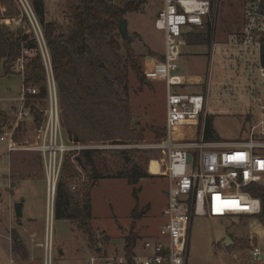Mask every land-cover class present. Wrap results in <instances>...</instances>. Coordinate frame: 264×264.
<instances>
[{
  "label": "rangeland",
  "instance_id": "374dc122",
  "mask_svg": "<svg viewBox=\"0 0 264 264\" xmlns=\"http://www.w3.org/2000/svg\"><path fill=\"white\" fill-rule=\"evenodd\" d=\"M3 1L13 2V0H0L1 24L12 31L21 28L27 35H33L36 38L31 22L27 19L19 21L22 14L14 2L15 8L19 12L14 16L15 21L12 20L13 18H3L7 14V8L2 4ZM66 1H44L46 22L55 21L63 26L69 24ZM162 9V0H146L140 11L129 13L125 17L128 20L129 34L134 37L131 48L144 74H147L151 68L148 58H156L152 53L157 55L160 60L166 53L165 33L155 27L157 16ZM244 9L243 0L219 1L214 30L215 42L225 43L230 39V35L240 31L243 26ZM212 18L215 20V12H213ZM28 40L30 41L32 38L30 37ZM120 43H123L122 39H120ZM43 48L46 51L44 44ZM40 49L42 52L41 46ZM210 53H212V61H210ZM23 54L31 57L33 53L25 50ZM120 54L125 59L124 49ZM232 54L233 51L230 47L223 44L216 45L214 48L212 44L211 47L208 45H184L177 74L202 76L206 81L210 66L215 76L219 74L231 80L236 74V69H241L242 72V68L246 65L243 62V57L235 55L236 58H232ZM24 56L21 57V60H24L23 64L28 61ZM245 56L252 62L251 65H247L250 67V72L246 76L239 73L238 82H217L214 79V82H203L202 86L172 88L173 93L180 94H206L207 92L208 114L206 119L208 115L214 117V127L222 141L232 142L249 136V122L252 119L251 108L255 107L251 95L256 93L261 82H245L248 75L256 76L257 67L256 55ZM237 59L241 61L239 67ZM46 60L51 73L47 55ZM23 71L24 67L21 69L17 64L12 68V73L6 75L3 63H0V113L8 116L6 125L16 124L17 112L22 106L20 97L23 78L19 72ZM128 75V92H123V95L130 101L134 127L143 131L144 140L118 144L89 143L99 145L96 163L102 177L92 192L94 243L90 241L87 234L79 231L70 221L60 219L55 215L57 199L54 204L52 223L47 219L46 178L43 176L38 154L30 149L35 144L37 132L42 124L36 125L31 117H24L22 121H19L18 127H21L15 133L18 149L9 156L7 143L0 141V193L2 194L0 197V264H9L13 257L18 260L17 264H44V248L40 244L44 245L50 237L54 243L53 264H90V258L97 253L99 248L105 253L123 251L133 223L136 225L135 232L138 240L143 241L152 235L159 234L164 223L162 213L167 204V181L161 176L149 173L148 167L150 164V171L158 174L160 166L156 160L164 158L160 151L152 149L150 146L164 138L157 137L156 132L165 129L167 83L164 79H152L149 81L151 83H142L137 73L130 67ZM262 94L264 95L263 87ZM39 108L45 115L47 101H44ZM6 129L7 126L4 127L3 132ZM187 132L188 140L197 141V138L200 137V132L196 133L195 128H191ZM137 144L145 145V147L137 149L129 147ZM115 150L138 151L135 163L140 170L147 172L152 177L143 178L135 185L129 184L125 178H119L129 169L125 167L122 160L106 153ZM34 170L38 177L32 181V191L23 195L30 197L28 206L31 209L30 215L33 220L25 219L22 229L29 257L19 261L23 259V251L11 254L9 249L7 231L13 224L17 227V222L13 200H11L8 190L11 187V178L19 180L25 176H33ZM81 181H86L85 174H81ZM26 184H23L22 189H18L25 190ZM135 189L139 190L138 198L134 196ZM18 195L17 192L14 200L19 199ZM135 209L141 215L138 218L133 215ZM252 224L258 228L255 229ZM259 231L264 232V224L257 217L194 216L190 232L188 264H252L251 251L255 247L264 250V236H259L257 233ZM227 236L232 239L233 245L235 241H241L243 244L248 243V247L240 248L235 252L230 251L229 248L233 245L226 247ZM107 237L109 240H106Z\"/></svg>",
  "mask_w": 264,
  "mask_h": 264
},
{
  "label": "built area",
  "instance_id": "2783aa9c",
  "mask_svg": "<svg viewBox=\"0 0 264 264\" xmlns=\"http://www.w3.org/2000/svg\"><path fill=\"white\" fill-rule=\"evenodd\" d=\"M162 1L163 9L157 16L155 27L165 33L166 53L162 60L148 58L151 68L146 76L150 79H164L167 83L166 135L161 141L150 146L160 151L164 158L156 160L160 166L158 174L150 171V164L148 167L149 173L161 176L167 181V204L162 213L164 223L158 235H152L143 241L138 240L131 254L125 249L114 253H95L89 260L90 264H187L194 216L255 217L262 212L260 199L253 197L249 189L264 185V66L261 64L264 53V0H243V26L239 32L230 35L228 41L217 43L215 31L212 35L213 48L219 44L228 45L233 51L232 58H236L235 55H256L261 85L256 93L251 95L255 107L251 108L249 136L232 142H210L204 139L208 114L207 92L180 94L172 91L173 87L184 88L191 84L184 76L177 74L182 47L187 45L186 37L194 30L202 28L208 21H211L215 30L220 0ZM13 2L22 14L19 21L27 19L34 27L48 71L47 110L37 132L35 144L30 149L41 156L49 203L47 219L52 223L58 182L66 158L70 157L82 173L83 170L77 161L81 153L100 148L95 143L76 142L66 132L57 83L52 74L50 56L34 8L35 0ZM213 12L215 20L212 18ZM23 61L20 59L18 63L21 69ZM28 94L38 95L39 90L22 89V106L17 112L16 124L0 136V140L7 143L9 153L18 149L15 133L19 121L24 117H31L30 110L25 107ZM191 128H195L196 133L200 132L197 141L188 140L187 130ZM129 147L137 149L144 148L145 145ZM75 188L73 187V190ZM41 247L44 248V264H53L52 237ZM251 261L252 264H264V250L255 247L251 251ZM9 264L17 262L11 258Z\"/></svg>",
  "mask_w": 264,
  "mask_h": 264
},
{
  "label": "trees",
  "instance_id": "16d2710c",
  "mask_svg": "<svg viewBox=\"0 0 264 264\" xmlns=\"http://www.w3.org/2000/svg\"><path fill=\"white\" fill-rule=\"evenodd\" d=\"M66 3L70 20L67 26L55 21L46 22L44 1L35 0L34 8L58 85L62 120L69 137L82 143L118 144L144 140L143 131L134 127L132 107L123 92H128L129 67L137 73L142 83H148L151 79L142 72L131 43L119 32V25L129 13L140 11L146 0H67ZM2 4L7 8V14L3 18H14L19 14L13 2L3 1ZM1 21L0 15V63H3L5 74L12 73V68L19 63L25 50L33 53L31 57L24 56L28 61L24 63V71L19 72V75L23 78L24 88L39 90L38 95L28 94L25 98V107L30 110L34 123L39 126L44 119V113L39 107L48 98L47 68L43 54L33 35H27L21 28L12 31L2 25ZM213 32L214 26L208 21L186 37L187 44L210 47ZM30 37L32 40L29 41ZM123 49L125 59L120 54ZM102 63L105 64L104 67L101 66ZM261 64L264 66V53ZM7 121L8 116L0 113L1 135ZM156 133L157 137L163 138L166 130ZM204 139L210 142L222 141L215 130L212 115H208L205 121ZM98 153V150L81 153L77 161L82 173L70 157L66 158L58 182L55 213L58 218L70 221L79 231L87 234L93 243L92 192L102 179L96 163ZM106 153L122 160L129 169L119 176L127 179L129 184L135 185L143 178L152 177L140 170L135 163L138 151L115 150ZM81 174H85L86 181H81ZM73 187H76L75 190ZM249 190L262 203V212L255 217L264 224V186L256 185ZM138 193L139 190L135 189L136 198ZM133 215L135 218L139 217L137 209ZM135 229L136 225L133 223L126 238L125 251L128 254L133 252L138 243ZM12 240L13 251H21L23 246L15 232ZM247 244L235 241L229 250L235 252ZM97 253L103 252L99 248Z\"/></svg>",
  "mask_w": 264,
  "mask_h": 264
},
{
  "label": "crops",
  "instance_id": "0c3cea01",
  "mask_svg": "<svg viewBox=\"0 0 264 264\" xmlns=\"http://www.w3.org/2000/svg\"><path fill=\"white\" fill-rule=\"evenodd\" d=\"M211 47V46H210ZM156 58L158 57L157 55H155L154 53H152ZM210 55V61H212V53L209 54ZM243 59H244V63L246 65H244V68H242V72H241V69H236L235 73L234 74L235 76L232 77L231 80L227 79L226 77L224 76H221V75H217L215 76L214 72L212 71V69L208 68V74H207V80L205 81L203 79L202 76H191V75H182L184 76L186 79H187V82L191 83V84H188L185 87H193V86H202L203 82H214L213 80L216 79L217 82H238V78L237 76H239V73H243L244 76H246L250 71V67L247 66V65H251V59H247L245 55H242ZM239 61L238 64V67H239V64H240V60L237 59V62ZM257 63V62H256ZM152 79H159V78H151ZM245 82H260V78L258 77V73H257V67H256V76L255 77H251L250 75H248V78H246ZM151 83V82H149ZM23 84V82H22ZM24 88V86H23ZM206 90H208V88H206ZM13 111V110H12ZM32 118V117H31ZM165 125V124H164ZM7 126V129L4 130V132L2 133V135H4V133L8 132L13 126L14 124H11L9 123ZM17 130V129H16ZM1 135V136H2ZM1 141V140H0ZM16 141V140H15ZM7 154L8 156L11 154L8 152V145H7ZM38 154V153H37ZM39 156V160L41 162V168H42V171H43V176L45 177L44 175V170H43V166H42V160H41V156L40 154H38ZM10 158V157H9ZM36 170L33 171V176H25V177H22V179H19L17 180L16 178H11L12 182H11V187L10 189L8 190L10 195H11V200L12 203L15 204L18 203V202H22L23 203V217L21 219H17L16 218V215H15V218H16V222H17V227L14 226L15 224L12 225V227H10V229H8L7 233H8V241H9V249H10V252L11 254H15L16 252L13 251V240H12V236H13V233L15 232L17 235H18V238L20 240V242L22 243V251H23V259L19 260V261H22V260H25L29 257V252H28V248L26 246V243L24 242V238H23V227H24V221L25 219H28L29 221H33L32 220V217H31V209L30 207L28 206L29 205V198L28 196H23L24 194H29L30 191H32V181L35 177H38L37 176V173L35 172ZM24 183H27L26 186H25V190H19L18 188L22 189V186L24 187ZM18 192V200H14L15 196H16V193ZM2 196V194L0 193V197ZM47 212H48V209H49V203H48V197H47ZM46 212V213H47ZM48 215V213H47ZM252 226L256 229L258 228V226L252 224ZM254 229V230H255ZM253 230V231H254ZM252 233V231H251ZM259 236H264V232L263 231H259L257 232ZM42 244H40L41 246ZM14 258V257H13ZM16 260V259H15ZM16 262H18V260H16ZM188 264V263H187Z\"/></svg>",
  "mask_w": 264,
  "mask_h": 264
},
{
  "label": "water",
  "instance_id": "95a60500",
  "mask_svg": "<svg viewBox=\"0 0 264 264\" xmlns=\"http://www.w3.org/2000/svg\"><path fill=\"white\" fill-rule=\"evenodd\" d=\"M119 32L126 41H128L130 43H132L134 41V37L129 34L128 20L127 19H124L122 21V23L119 25ZM101 66L104 67L105 64L102 63ZM128 159H129V157L127 156V160ZM188 159L190 160V157ZM14 210H15L16 218L21 219L23 217V203L22 202L16 203L14 206ZM225 245H226V247H230L231 245H233V241L229 236L226 237ZM61 253H62V251H61Z\"/></svg>",
  "mask_w": 264,
  "mask_h": 264
},
{
  "label": "bare ground",
  "instance_id": "6f19581e",
  "mask_svg": "<svg viewBox=\"0 0 264 264\" xmlns=\"http://www.w3.org/2000/svg\"><path fill=\"white\" fill-rule=\"evenodd\" d=\"M157 162V161H156ZM159 164V163H158ZM160 171V170H159ZM159 173V172H158ZM154 174V173H153Z\"/></svg>",
  "mask_w": 264,
  "mask_h": 264
}]
</instances>
